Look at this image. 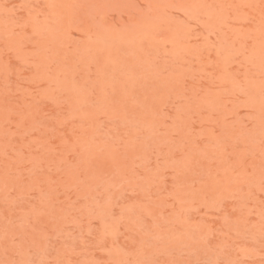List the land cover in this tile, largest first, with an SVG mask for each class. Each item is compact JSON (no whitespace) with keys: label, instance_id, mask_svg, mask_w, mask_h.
Here are the masks:
<instances>
[{"label":"rangeland","instance_id":"1","mask_svg":"<svg viewBox=\"0 0 264 264\" xmlns=\"http://www.w3.org/2000/svg\"><path fill=\"white\" fill-rule=\"evenodd\" d=\"M0 264H264V0H0Z\"/></svg>","mask_w":264,"mask_h":264}]
</instances>
